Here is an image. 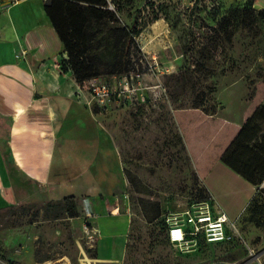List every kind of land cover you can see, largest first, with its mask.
Instances as JSON below:
<instances>
[{"label":"rangeland","instance_id":"obj_1","mask_svg":"<svg viewBox=\"0 0 264 264\" xmlns=\"http://www.w3.org/2000/svg\"><path fill=\"white\" fill-rule=\"evenodd\" d=\"M79 1L86 7L68 29L61 70L75 76L73 57L97 72L91 79L130 80L126 106H92L112 117L107 130L121 151L120 197L131 230L118 264H264V182L230 242L183 251L170 243L167 225L190 204L214 201L185 144L179 111L200 109L240 123L230 156L237 168L263 157L264 14L252 12L251 4L264 10V0ZM229 13L230 40L214 34ZM88 79L79 82L85 91ZM65 199L67 211L58 205ZM81 201L56 195L1 208L0 264H80L83 251L93 258Z\"/></svg>","mask_w":264,"mask_h":264},{"label":"crops","instance_id":"obj_2","mask_svg":"<svg viewBox=\"0 0 264 264\" xmlns=\"http://www.w3.org/2000/svg\"><path fill=\"white\" fill-rule=\"evenodd\" d=\"M59 5L21 0L3 9L0 1V209L48 196L82 198L97 233L95 259L118 264L131 230L120 197L121 151L107 130L112 117L95 112L88 90L58 63L61 31L69 29ZM253 8L261 11L255 1ZM177 119L215 204L238 223L256 194L223 158L240 123L200 109L181 110Z\"/></svg>","mask_w":264,"mask_h":264},{"label":"built area","instance_id":"obj_3","mask_svg":"<svg viewBox=\"0 0 264 264\" xmlns=\"http://www.w3.org/2000/svg\"><path fill=\"white\" fill-rule=\"evenodd\" d=\"M3 9H8L18 4L21 0H0ZM45 2L48 0H44ZM113 79L92 78L85 83L90 99L88 104L92 107L98 105L107 108L112 102L126 106L129 96L125 94L130 90L128 76ZM133 79V78H132ZM135 91V89L133 90ZM216 205V204H215ZM87 218L91 216L90 210H85ZM237 222L230 219L219 207L208 202H199L190 205L185 210L173 214L168 220V238L173 246L183 251H195L201 243H224L234 239L238 230ZM83 231L89 243L88 249L95 248L97 233L86 220L83 223ZM80 264H113L99 262L83 251Z\"/></svg>","mask_w":264,"mask_h":264},{"label":"trees","instance_id":"obj_4","mask_svg":"<svg viewBox=\"0 0 264 264\" xmlns=\"http://www.w3.org/2000/svg\"><path fill=\"white\" fill-rule=\"evenodd\" d=\"M53 1L57 2L58 4H60L59 5L60 6V14L63 16L61 20H63V19H67L68 20L69 19L68 20L69 29L71 27H73L74 24H75L74 22L78 20L77 17H78V14H80V12H81V7L83 5H84L83 7H86L85 6L86 2H80L79 0H53ZM95 1L96 0H94L92 2H95ZM109 1L111 3L113 2V0H109ZM253 4H254V1L251 4V7H252L251 9H253L252 12H254V13L257 12L258 15L263 16L264 10H261V11L255 10L253 8ZM231 24H232V19L230 17V13H229V14L225 15L220 20L218 26L214 29V34L220 35V33H225L227 38L230 40L231 39V33L229 32V27H230ZM130 31L133 34L135 33V35L137 34L136 30H134V29L130 30ZM61 34H62V38H63L64 45H65L67 43L66 38L68 36V31L67 32H62L61 31ZM71 60H72L71 64H72V67H73L75 78L77 79L78 82L86 81L85 79H88V78L91 79V77H95L97 75V72H95L94 69L89 68L88 65H85L84 63H81V62H76V60L73 57L71 58ZM104 79L109 80L110 78L106 77ZM240 134H241V131H240V133H239V135L237 136L236 139L239 138ZM236 139L232 142L230 147L227 149V151H226V153H225L223 158L225 159L227 164H229L242 177H244L247 181H249L250 183H252L256 187V185L264 182V142H263V150L261 152H259V154L262 155L263 157L259 160V162H256V160H253V161L251 160L252 162L250 161L246 165L245 170H241V169L237 168L236 166H234L233 163H231V160H230V156H234L235 152L238 149L237 147H235L236 146V141H237ZM250 168H253L254 170L258 171L260 176L257 177V176L249 175L247 173L246 169H250ZM254 197H253L252 201L250 202L249 206L247 207L246 211L244 212V214L247 212V210L249 209V207L252 204L253 200L255 199ZM70 199L74 200L73 197H71ZM67 201H68L67 199L59 201L58 205H62V207L65 208V207H67ZM199 202H206V201L200 200V201H196V202H194L192 204L199 203ZM213 203H214V201L212 202V204ZM192 204H190V205H192ZM65 210L67 211L68 208H65ZM158 212H159V210H157V215H158ZM75 216H78L76 212H71L70 213V217H75ZM155 218H157V216H155ZM87 251L89 252V254L91 256H93V258L97 257L96 250H92V249H88L87 248Z\"/></svg>","mask_w":264,"mask_h":264}]
</instances>
